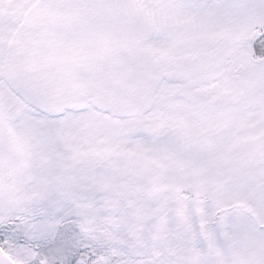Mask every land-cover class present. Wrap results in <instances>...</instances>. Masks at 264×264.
I'll use <instances>...</instances> for the list:
<instances>
[{
    "label": "snow or ice",
    "instance_id": "snow-or-ice-1",
    "mask_svg": "<svg viewBox=\"0 0 264 264\" xmlns=\"http://www.w3.org/2000/svg\"><path fill=\"white\" fill-rule=\"evenodd\" d=\"M0 264H264V0H0Z\"/></svg>",
    "mask_w": 264,
    "mask_h": 264
}]
</instances>
